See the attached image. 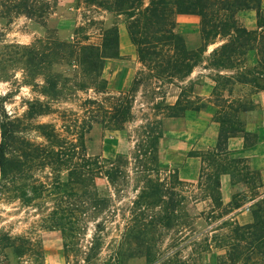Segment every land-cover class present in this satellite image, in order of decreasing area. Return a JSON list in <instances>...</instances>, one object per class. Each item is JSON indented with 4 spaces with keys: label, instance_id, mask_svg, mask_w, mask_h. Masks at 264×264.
I'll return each mask as SVG.
<instances>
[{
    "label": "rangeland",
    "instance_id": "obj_1",
    "mask_svg": "<svg viewBox=\"0 0 264 264\" xmlns=\"http://www.w3.org/2000/svg\"><path fill=\"white\" fill-rule=\"evenodd\" d=\"M37 2V13L28 15L14 8V0H0V107L8 115L23 119L25 136L37 143L43 142L34 128L37 124L51 123L60 131L64 124L78 131L74 127L78 124L85 133L87 152L105 159L119 156L127 159L129 163L122 169L128 177L114 185L105 178L96 181L100 197L107 198V206L98 214L93 215L88 204L84 205L86 216L83 217L79 214L80 208L75 206L78 204L71 207L72 213L82 221L71 232L72 237H66V232L55 227L53 222V213L57 211L60 216L59 212L66 208L59 197L45 196L27 204L18 192L16 197L1 194L0 264H109L116 260L121 264H232L231 258L236 253L226 248L232 241L231 230L237 225L251 223L254 211L252 208L237 214L234 206L245 204L259 193L256 186L262 184L264 173L252 170L244 157L230 154L228 160L224 157L209 159L217 144H206H210L214 136L211 126L217 112L224 109L245 131L236 135L244 139L245 146L259 145L257 153L262 156L260 164L264 165V91H256L247 84L225 83L222 77L233 75L235 70L227 72L211 66L213 50L223 43L220 38L207 46L202 61L189 77L167 83L153 79L139 60L129 39L126 16L85 3L75 8V0ZM26 3L24 0L23 5ZM235 19L247 30L257 29L256 10L237 11ZM112 27L119 33V57L105 59L98 75L84 71L75 62L48 58L43 76H34L32 80L26 77L29 62L36 63L32 58L49 54L56 43L73 39L98 46L103 29ZM200 30L198 16H176L175 31L190 49L203 45ZM256 58V52L251 51L241 65H253ZM47 75L49 79H58V86L62 88L57 101L40 92L41 87L47 85L44 81ZM182 89L185 90L182 105L186 110L171 117L172 112L165 107L175 104ZM122 96L131 101V116L122 129L108 128L102 123L100 103L108 106L113 102L112 97ZM38 101L49 103L52 112L27 120L30 105ZM240 103L246 104L248 110L237 112L235 109ZM156 121L160 122L157 130L162 138L155 164L149 163L151 143L146 135H154L156 126L144 128L147 123ZM217 125L219 132L220 125ZM139 143L144 147L143 160L146 157L148 160L142 166L133 160ZM201 155L205 156V162ZM232 158L236 159L237 170L246 166L258 176L246 180L247 170L236 176L232 183L237 191L231 202L224 203L221 190L218 194L212 189L214 179L208 176L216 173L218 163L229 164ZM143 169L164 183L165 202L133 206L144 186L137 170ZM174 175L182 185L174 183ZM245 180L247 184L243 183ZM22 183L18 178L16 185L20 187ZM178 192L185 197L180 209L176 206ZM219 196L222 206L217 202ZM229 210L232 212L228 213ZM226 220L231 225L224 227L222 222ZM97 223L101 224V240L93 247ZM145 223L154 233L149 249L157 258L151 263L143 255L144 246L136 242L123 243L128 228H142ZM241 251L237 264L248 261L247 254ZM263 261L264 254H255L248 264Z\"/></svg>",
    "mask_w": 264,
    "mask_h": 264
},
{
    "label": "trees",
    "instance_id": "obj_2",
    "mask_svg": "<svg viewBox=\"0 0 264 264\" xmlns=\"http://www.w3.org/2000/svg\"><path fill=\"white\" fill-rule=\"evenodd\" d=\"M23 1L14 0V8L28 15L37 13L36 4L39 0H27L25 6ZM263 1L75 0L74 6L78 8L79 4L85 3L117 15L126 16L129 39L135 46L139 60L155 80L167 83L185 80L202 61L207 46L220 38L223 43L213 50L211 66L227 72L235 70L233 75L222 77L225 83L231 85L247 84L256 91H264V9L261 7ZM240 10L257 11V29L247 30L238 25L235 14ZM178 15H195L200 18V31L204 42L200 48L190 49L183 37L175 31L176 16ZM251 51L256 52L255 63L250 66L241 65L245 62L246 55ZM44 55L42 54L39 58L33 57L32 59L36 60V63L29 62V67L26 69L28 70L27 78L32 80L34 76H43L46 70L45 66L49 62L48 58H59V60L67 63L75 62L84 71L98 75L105 59L119 57V33L116 27L103 29L101 44L98 46L82 44L73 39L62 41L56 43L49 54ZM242 58L244 59L242 60ZM44 81L47 85L42 86L40 92L54 101L59 100L62 88L58 86V79H49V75H47ZM184 92L185 90L182 89L174 105L165 107L172 112L169 116L177 117L186 110L182 105ZM112 100L113 102L108 106L100 103L103 108L102 123L111 129H122L131 116V101L125 96L112 97ZM235 110L243 112L248 108H246V104L240 103ZM51 112L49 103L34 102L29 107L26 119L31 120L37 115H46ZM217 114L215 122L220 125L217 148L209 154V159L224 157L228 160V155H230L227 150L228 139L239 133H245V131L236 125L234 119L224 109L218 111ZM23 123V119L8 115L0 107V195L6 194L16 197L18 192L20 198L27 204L45 196L59 197L65 202L66 208L59 212L60 216L57 211L53 213V222L55 227H59L64 233L66 232V237H72L71 232L82 221L78 215L72 213L71 207L78 204L75 206L80 208L79 214L82 217L86 216L85 204L91 205L93 215L102 211L107 206V198L102 199L100 197L96 189V181L105 178L109 184L114 185L120 180H125L128 175L122 168L129 161L120 156L113 159L91 156L86 150L84 130L78 124H74L78 131H73L71 125L66 124L63 125V131L51 123L37 124L34 128L43 139V142L37 143L25 136ZM159 125L160 122L156 121L155 123H147L144 128L156 126L154 135H146L151 143L149 163H158L157 149L159 140L162 138L161 132L157 130ZM143 148V145L139 143L136 147V153L133 155V160L141 166L148 161L147 157L143 160ZM200 157L202 162H205V156L201 155ZM230 163L235 164V167L232 168ZM236 166V159L232 158L229 164L218 163L216 173L208 176L210 179H214L211 187L216 189L218 194H220L219 178L222 174H229L232 182L235 181L236 176L245 170L249 175L246 180L256 179L258 176L255 175V171H249L246 166L240 170H237ZM137 171V174L143 177L144 186L139 190L135 201H133V206H152L159 201L165 202L164 183L160 182V179L152 178L151 174L147 173L149 170ZM18 178L23 182L20 187L16 185ZM173 178L175 184L182 185V181L176 175ZM246 180L243 182L244 184H247ZM260 186H256L257 189ZM176 195L179 197L176 206L180 209L185 197L180 192ZM88 200L91 203H88ZM217 202L219 206H222L220 196ZM241 206V204H236L234 209H239ZM253 209V221L251 223L237 225L231 230L232 241L227 244L226 248L236 253V256L231 258L232 264L239 263V256L243 253L241 250L248 256V261L244 264H248L250 258L255 254H264V198L259 199L254 204ZM231 212L232 210L228 211V213ZM222 225L225 227L231 224L226 220L222 222ZM143 226L138 229L128 228L124 233L123 243L136 242L137 245L144 246L146 251L143 255L151 263L157 258L156 254L151 253L149 249L154 233L146 228L148 226L146 223ZM95 228L93 247H97L101 240L99 234L101 224L97 223ZM109 264L121 263L116 260ZM261 264H264V261Z\"/></svg>",
    "mask_w": 264,
    "mask_h": 264
},
{
    "label": "crops",
    "instance_id": "obj_3",
    "mask_svg": "<svg viewBox=\"0 0 264 264\" xmlns=\"http://www.w3.org/2000/svg\"><path fill=\"white\" fill-rule=\"evenodd\" d=\"M262 9H264V1L261 4ZM217 126V127H216ZM212 129L214 128V136H212V141L207 146H216L218 141V125L217 123H212ZM206 146V147H207ZM259 145L254 146H245L244 139L239 136L230 137L227 141V150L233 156L244 157L249 160L252 170L260 171L264 173V165H261L262 156L257 153ZM262 184L258 188L259 193L255 197L251 198L245 204H243L235 213L242 214L243 211L251 210L254 204L259 201V199L264 198V175H262ZM220 181V190L222 194V201L224 203H229L232 200V195L237 191V186L232 183L231 177L229 174H222L219 178ZM247 224V223H245Z\"/></svg>",
    "mask_w": 264,
    "mask_h": 264
}]
</instances>
